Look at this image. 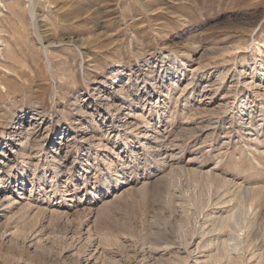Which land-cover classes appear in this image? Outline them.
Segmentation results:
<instances>
[{"label":"rangeland","instance_id":"rangeland-1","mask_svg":"<svg viewBox=\"0 0 264 264\" xmlns=\"http://www.w3.org/2000/svg\"><path fill=\"white\" fill-rule=\"evenodd\" d=\"M0 175V264H255L264 0H0Z\"/></svg>","mask_w":264,"mask_h":264},{"label":"bare ground","instance_id":"bare-ground-1","mask_svg":"<svg viewBox=\"0 0 264 264\" xmlns=\"http://www.w3.org/2000/svg\"><path fill=\"white\" fill-rule=\"evenodd\" d=\"M30 16H31V18L34 20V13L31 11L30 12ZM5 110V109H4ZM10 130V129H9ZM4 132V131H3ZM7 132V131H6ZM10 132V131H9ZM11 135V134H10ZM1 176V175H0ZM3 185V182H2V178L0 177V185ZM1 188V187H0ZM241 189V188H240ZM241 193H243V192H246V191H244L243 190V192L242 191H240ZM248 192V191H247ZM251 192V191H250ZM244 194V193H243ZM218 201H221V200H218ZM223 201V200H222ZM222 201L220 202V203H218V205H222ZM244 201V200H243ZM256 201V200H255ZM211 202H212V200H211ZM240 202V204H239V206L237 205V209L234 211L233 210V212H231L229 215H228V217L225 219V217H224V219L226 220L225 222H234L233 224H232V226L236 223V221H239L240 220V222H237V224L239 225V223H241L242 225H240L241 227V229H244V231L242 232L241 231V229H239L238 228V230H240L241 232H242V234L241 235H235V236H231L232 237V239H233V241L235 242L233 245H234V247H233V249H232V251H231V249H229V251L230 252H228V250L227 249H222L221 251H219L218 253H215V254H211L210 256H209V258L210 259H213V260H210V261H214L215 263H218L219 262V260L221 259H226V264H244V256H243V253L241 252L242 250H243V248L241 249V251H240V247H241V245H242V240H243V233L245 234L244 235V239H245V244H254L253 243V239H252V236H251V231H250V229L252 228V226L255 224V216L256 215H252L250 218H247V216H245L246 215V213L247 212H249V211H251V210H253L254 208V202H253V200H252V202L253 203H249V205H247V207H249L248 208V210L249 211H247L246 210V206L245 205H243L244 203H242L241 202V200L240 201H237V203H239ZM216 204H217V202H216ZM215 204V205H216ZM213 205V204H212ZM215 207V206H214ZM222 207V206H221ZM217 208V207H216ZM220 208V207H219ZM255 209H256V207H255ZM212 210V209H211ZM246 210V211H245ZM253 212V211H252ZM254 212H255V210H254ZM248 214V213H247ZM249 215V214H248ZM213 216V215H212ZM222 218V217H221ZM210 220V219H209ZM213 221V220H212ZM210 222H211V220H210ZM219 222H220V219H219ZM222 224H223V222H221ZM215 224V223H214ZM222 224H219L218 226H219V228H220V225H222ZM224 224H226V223H224ZM231 224V223H230ZM216 225V224H215ZM226 226H227V224H226ZM231 226V227H232ZM230 227V228H231ZM234 227V226H233ZM213 228V227H212ZM229 228V229H230ZM234 228H236V227H234ZM222 229V228H221ZM231 229H233V228H231ZM218 230H220V229H218ZM237 230V229H236ZM215 231V227H214V229H213V232ZM215 232H217V231H215ZM239 231H236V233H238ZM240 232V233H241ZM218 233V232H217ZM216 233V234H217ZM230 233V232H229ZM215 234V235H216ZM231 234V233H230ZM233 234V233H232ZM220 235V234H219ZM241 237V238H240ZM227 239H230V238H228V237H226ZM225 239V238H224ZM226 240V239H225ZM222 241H224V240H222ZM221 241V242H222ZM229 241V240H228ZM259 242V241H258ZM212 243V242H211ZM215 242H213L211 245H213ZM224 243V242H223ZM243 243H244V241H243ZM210 244V243H209ZM219 244V246L221 245V247H222V245H224V244H221V243H218ZM215 245H216V243H215ZM214 245V246H215ZM226 245V244H225ZM224 245V246H225ZM231 245V244H230ZM256 245V244H255ZM200 246V245H199ZM246 246V245H245ZM244 246V247H245ZM248 246V245H247ZM226 247V246H225ZM205 248H207L206 246H205ZM216 248V247H215ZM227 248V247H226ZM230 248V247H229ZM218 248H216V250H217ZM256 249V248H255ZM204 250V249H203ZM207 249H205V251H206ZM218 251V250H217ZM251 251V250H250ZM216 252V251H215ZM257 252V251H256ZM213 253V252H212ZM252 254V253H251ZM255 254V253H254ZM246 257V256H245ZM251 257V256H250ZM256 257V258H255ZM254 260H255V264H264V253H260V254H256L255 256H254ZM251 260L253 259L252 257L250 258ZM197 260V259H196ZM224 261V260H223ZM197 262V261H196ZM251 262V261H250ZM214 263V264H215ZM247 263V262H246ZM195 264V263H194ZM206 264H207V262H206ZM218 264H220V262L218 263ZM223 264V263H222Z\"/></svg>","mask_w":264,"mask_h":264}]
</instances>
